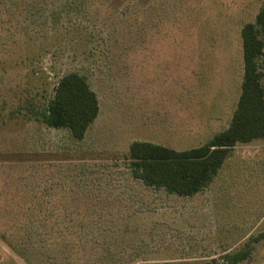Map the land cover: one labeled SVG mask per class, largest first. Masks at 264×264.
<instances>
[{"label":"rangeland","instance_id":"374dc122","mask_svg":"<svg viewBox=\"0 0 264 264\" xmlns=\"http://www.w3.org/2000/svg\"><path fill=\"white\" fill-rule=\"evenodd\" d=\"M126 1L88 0L75 19L56 16L59 0H0V233L25 249L21 240L45 232L29 209L50 207L40 204L53 193L86 190V204L55 207L75 211L71 245L54 243L48 257L50 241L20 254L0 240V264H230L223 256L239 252L247 256L237 264H264L261 140L233 148L192 196L147 187L127 166L134 140L183 150L229 126L242 79L241 28L264 0H151L166 3L164 30L101 54L104 38L129 20L119 14ZM69 72L85 77L100 106L80 142L41 121Z\"/></svg>","mask_w":264,"mask_h":264},{"label":"trees","instance_id":"16d2710c","mask_svg":"<svg viewBox=\"0 0 264 264\" xmlns=\"http://www.w3.org/2000/svg\"><path fill=\"white\" fill-rule=\"evenodd\" d=\"M59 3L60 6L55 10L56 16L73 13V18L77 19L81 8L87 6L89 2L88 0H59ZM31 7L32 4L28 2L25 8L27 18L31 17ZM46 7L47 5L44 6ZM167 10L166 3L163 1L159 5H152L151 0L146 3L140 0L126 1L122 4L119 14L122 20H129L127 24H121L123 31H114L117 37L113 40H111V35L104 38L100 53L109 55L113 51L111 47H131L136 42L146 44L149 41L150 31L164 30L169 20ZM241 46L240 93L229 126L213 135L205 143L183 150L150 141H132L128 147L127 166L134 179L140 180L147 187L163 189L167 193L192 196L207 185L234 147L249 144L255 140L264 141V85L262 84L264 77V7L260 8L253 22H248L241 28ZM99 110L98 97L85 77L77 72H69L56 82L53 95L48 100L44 111L41 112V121L49 129L65 130L71 140L80 142L85 138L89 126L96 120ZM81 174L82 180H86V174ZM77 191L78 194L73 197L64 193H53L40 204L50 207L39 206L37 211L29 209L28 213H30L27 215L29 219L33 220L32 215H34V220L38 219L42 222L39 227L45 232L37 242L27 238L24 241L21 240L25 246V249L21 250L27 254L28 250L29 252L34 251L46 240L52 241L53 243H45L48 245L46 252H49L47 255L50 257V246L54 243L62 242L71 245L69 238L79 237L76 233L79 226L74 224L75 211L65 208L55 209L57 205L65 206L68 202L86 204L85 188ZM85 226L86 222L83 224V227ZM39 227H32V232L41 231ZM87 234L86 229L85 240L80 243L82 248H86ZM45 236L48 239L44 240ZM0 240L12 250L23 254L20 248L16 249L14 244L1 233ZM87 256L88 254H86V261H90ZM246 256L247 253L239 252L225 255L223 258L230 264H237ZM104 261L109 264L108 260Z\"/></svg>","mask_w":264,"mask_h":264},{"label":"crops","instance_id":"0c3cea01","mask_svg":"<svg viewBox=\"0 0 264 264\" xmlns=\"http://www.w3.org/2000/svg\"><path fill=\"white\" fill-rule=\"evenodd\" d=\"M262 143H263V146H264V141H261ZM237 148V146L236 147H234V149H236Z\"/></svg>","mask_w":264,"mask_h":264}]
</instances>
